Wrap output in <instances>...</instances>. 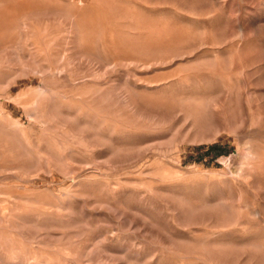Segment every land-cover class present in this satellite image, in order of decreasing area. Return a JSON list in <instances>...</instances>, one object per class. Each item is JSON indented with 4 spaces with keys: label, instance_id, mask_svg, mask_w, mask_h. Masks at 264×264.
<instances>
[{
    "label": "rangeland",
    "instance_id": "obj_1",
    "mask_svg": "<svg viewBox=\"0 0 264 264\" xmlns=\"http://www.w3.org/2000/svg\"><path fill=\"white\" fill-rule=\"evenodd\" d=\"M0 107V264H264V0H0Z\"/></svg>",
    "mask_w": 264,
    "mask_h": 264
},
{
    "label": "bare ground",
    "instance_id": "obj_2",
    "mask_svg": "<svg viewBox=\"0 0 264 264\" xmlns=\"http://www.w3.org/2000/svg\"><path fill=\"white\" fill-rule=\"evenodd\" d=\"M55 72V71H54ZM10 89H12V87L10 88ZM15 96V95H14ZM190 105V104H189ZM1 108V107H0Z\"/></svg>",
    "mask_w": 264,
    "mask_h": 264
}]
</instances>
